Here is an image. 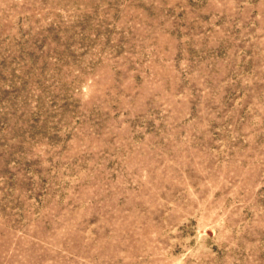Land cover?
<instances>
[{"label": "rangeland", "instance_id": "obj_1", "mask_svg": "<svg viewBox=\"0 0 264 264\" xmlns=\"http://www.w3.org/2000/svg\"><path fill=\"white\" fill-rule=\"evenodd\" d=\"M0 264H264V0H0Z\"/></svg>", "mask_w": 264, "mask_h": 264}]
</instances>
